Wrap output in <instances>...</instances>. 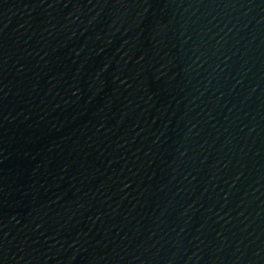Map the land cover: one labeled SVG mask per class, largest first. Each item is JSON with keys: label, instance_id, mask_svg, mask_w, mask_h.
I'll use <instances>...</instances> for the list:
<instances>
[{"label": "water", "instance_id": "95a60500", "mask_svg": "<svg viewBox=\"0 0 264 264\" xmlns=\"http://www.w3.org/2000/svg\"><path fill=\"white\" fill-rule=\"evenodd\" d=\"M0 264H264V0H0Z\"/></svg>", "mask_w": 264, "mask_h": 264}]
</instances>
